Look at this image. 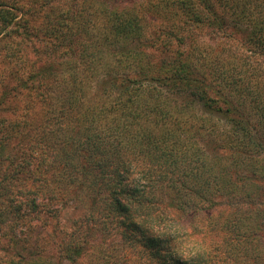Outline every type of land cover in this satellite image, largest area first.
I'll use <instances>...</instances> for the list:
<instances>
[{
    "label": "trees",
    "instance_id": "obj_1",
    "mask_svg": "<svg viewBox=\"0 0 264 264\" xmlns=\"http://www.w3.org/2000/svg\"><path fill=\"white\" fill-rule=\"evenodd\" d=\"M220 1L230 20L211 0H154L149 8L159 17L150 19L163 21L158 13L170 12L176 23L154 32L151 40L145 38L143 17L134 10H119L116 0L87 1L86 13L83 9L76 27L69 29L85 36L79 56L74 53L69 61V79H59L51 96L47 89L43 94L57 104L49 111L64 129L54 133L56 150L47 158L49 164L41 156L45 168L40 172L51 168L57 185L75 194L90 187L94 198L89 205L105 193L110 224L119 228L129 246L146 248V258L154 264L208 263L210 241L192 238L182 228L180 212L212 218L223 205L232 207L230 212L220 224L211 220L206 234H227L226 258L245 253V264L264 261L254 253L257 240L264 239V196H258L264 189L247 187L248 182L264 184V138L249 118L246 103L251 102L264 127L263 76L232 81L238 82L234 99L195 61L201 51L192 34L202 27L226 29L230 21L252 46L251 52L264 53V0ZM21 3L0 0V43L7 35H28ZM36 72L41 79L57 75L46 67ZM10 130L0 121V165L9 158ZM46 145L40 143V153ZM218 150L230 152L233 166ZM170 208L180 215L168 214ZM95 221L96 216L82 214L76 231L87 234ZM73 253L65 258L72 260Z\"/></svg>",
    "mask_w": 264,
    "mask_h": 264
},
{
    "label": "rangeland",
    "instance_id": "obj_2",
    "mask_svg": "<svg viewBox=\"0 0 264 264\" xmlns=\"http://www.w3.org/2000/svg\"><path fill=\"white\" fill-rule=\"evenodd\" d=\"M87 1L34 0L33 5L30 0H22L24 13L20 17L25 20L23 25L29 31L28 35H7L0 43V121L12 129L8 131L11 138L6 150L9 158L0 165V212H3L0 216V264H147L145 262L150 261L146 258V248L129 246L120 238L119 228L110 224L106 216L108 197L105 193L101 197L96 196L95 203L89 205L93 197L90 187L84 186L81 192L75 194L72 190H66L65 185H57V179L50 175L53 172L51 168L40 172L45 168L41 165V156L49 164L51 157L47 158L56 150L53 138L60 128L64 129L63 122L54 119L49 111L54 100L44 96L51 94V87L59 79H69V61L74 53L79 56L85 40L81 32L72 34L69 29L76 27L83 9L86 13ZM153 1L116 0L119 10H134L143 17L147 29L145 38L150 40L154 32L158 31V34L160 28L166 29L175 22L170 12L158 13L164 16V20L158 19L159 16L149 8ZM211 2L228 20L231 19L228 8H223L220 0ZM108 7L109 3L106 4ZM76 12L78 16L71 24ZM152 15L158 17L152 20L149 17ZM192 34L198 37L201 51L195 61L210 70L213 75L205 72L209 80L226 87L221 86V89L224 88L222 90L231 97L237 99L239 96V92L233 91L238 82L232 81L240 77L254 78L260 74L263 76L260 82L264 85V53L251 52L252 46L232 29L230 21L226 29L202 27L196 31L194 29ZM69 39H78V42L73 43ZM42 67L56 71L57 75L49 73L48 78L41 79L36 70ZM260 82L258 85L263 87ZM46 89L48 95H43ZM246 103L248 107L250 105L247 111L249 118L254 122V127L263 130L259 131L264 138L259 113L251 108L250 101ZM58 112L57 107L55 114ZM44 141L47 145L40 153L39 145ZM29 146H33V152L27 149ZM218 155H223L226 161L230 159L228 166H233V157L228 150H218ZM247 187L257 192L264 189V184L248 182ZM258 196L260 199L264 193ZM231 208L220 206L212 218H208L204 212L198 217L190 216L187 211L180 212L182 228L188 229L193 234L192 238L206 237L210 241L212 256L206 264H245V253L241 256L232 253L226 258L227 246L224 243L227 234L221 230L206 234L211 222L218 219L220 224ZM22 210H25L23 215ZM166 211L170 215H180L176 208ZM82 214L85 217L96 216L95 224L87 234L76 231L75 222ZM67 246L70 247L69 252L74 251L72 260L65 258L69 255ZM196 247L200 249L201 245L197 244ZM255 248L254 253L264 258L263 238L257 240Z\"/></svg>",
    "mask_w": 264,
    "mask_h": 264
}]
</instances>
